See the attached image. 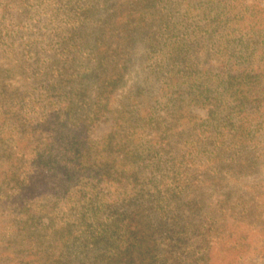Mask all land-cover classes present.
I'll return each mask as SVG.
<instances>
[{"label":"trees","instance_id":"trees-1","mask_svg":"<svg viewBox=\"0 0 264 264\" xmlns=\"http://www.w3.org/2000/svg\"><path fill=\"white\" fill-rule=\"evenodd\" d=\"M43 15L49 35L23 20ZM18 27L36 34L22 51L37 93L8 92L15 65L0 70V264L234 253L245 234L216 235L199 191L227 159L253 167L264 137V0H0V30Z\"/></svg>","mask_w":264,"mask_h":264},{"label":"rangeland","instance_id":"rangeland-1","mask_svg":"<svg viewBox=\"0 0 264 264\" xmlns=\"http://www.w3.org/2000/svg\"><path fill=\"white\" fill-rule=\"evenodd\" d=\"M23 20L31 23V31L39 28L37 33L42 34L46 30L45 33L49 35L51 32L53 22L48 15L41 16L38 23L34 19L24 18ZM11 22V16L2 21L8 29L11 28ZM45 25L47 28H44ZM17 30L18 34L14 36H12L10 30L9 34H3V31L0 30V70L9 69L14 65L18 66V70H15V66L12 70L16 73L10 77V74H8L4 79L5 88L8 92L13 93H22L26 90L37 93V90L27 86L24 87V83L28 80V73L22 51L29 34L34 36L36 34L30 33L21 27H18ZM56 41V39L52 41L55 48L57 47ZM136 58L141 60L140 55H136ZM141 75L143 76L142 73L137 75L135 71L131 73L126 86L118 91V98L125 90L129 89L130 85L134 87L141 84L143 79ZM13 88H17V91H14ZM192 112L204 117L202 109H192ZM3 122L7 125L6 128L12 125L10 120H4ZM107 129V124L104 123L96 129L93 136L96 137ZM256 142V147L253 149L255 155L253 167L245 169L240 166L238 168L234 165L235 161L231 164L233 160L227 159L224 161L225 165L220 164L223 170L219 171L222 176L219 181L215 184H207L205 188L199 191L200 195L204 196L203 202H206L201 218L207 223L213 222L215 227L218 228L217 233L219 234L216 235L231 237L234 241L236 238L239 239L237 233L243 231L246 237L244 241L239 240V245L233 247L234 253L230 256H224L226 251L220 246L216 248L213 251V256L210 257L209 264H264V137L258 135ZM6 145L9 147V144ZM247 158H250V156H247ZM3 159L4 157L1 156L2 161ZM156 239H158L157 235ZM189 243L192 244L195 250L200 246L196 237H193Z\"/></svg>","mask_w":264,"mask_h":264}]
</instances>
